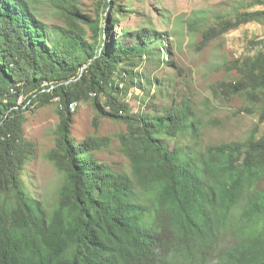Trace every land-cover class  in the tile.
<instances>
[{"label":"trees","instance_id":"trees-1","mask_svg":"<svg viewBox=\"0 0 264 264\" xmlns=\"http://www.w3.org/2000/svg\"><path fill=\"white\" fill-rule=\"evenodd\" d=\"M32 1L0 0V264H264V192L245 197L264 175V134L203 150L195 111L177 99L139 119L122 100L124 82L129 76L148 91L135 68L144 55L163 52L154 48L164 46V32L142 27L117 34L121 0H104L103 24L75 0H51L67 21L51 28ZM263 18L264 10L220 15L200 45ZM238 69L241 77L221 87L262 102L264 119V50ZM54 98L60 122L46 156L65 180L48 209L23 179L37 149L24 125L25 109ZM85 99L100 116L128 125L120 140L132 174L97 157L108 136H72V105ZM227 233L233 238L225 243Z\"/></svg>","mask_w":264,"mask_h":264},{"label":"rangeland","instance_id":"rangeland-1","mask_svg":"<svg viewBox=\"0 0 264 264\" xmlns=\"http://www.w3.org/2000/svg\"><path fill=\"white\" fill-rule=\"evenodd\" d=\"M75 1L83 13L104 23V0ZM32 2L51 28L67 25L66 18L51 0ZM120 4L126 12L120 14L115 28L117 34L121 29L151 27L164 32V46L156 45L154 50L161 48L164 52L170 48L174 53L168 57L157 52L148 59L144 55L140 60L135 71L143 78L148 91L132 83L131 77H126L127 91L121 97L129 104L132 114L139 119L147 113L158 115L163 107L174 104L175 99L191 106L199 120L198 146L203 150L210 145L246 141L254 132L264 134L262 102L250 100L247 94L228 95L227 89L220 85L239 79L240 61L264 50V18L242 23L206 46L200 45L203 32L221 21L220 15L234 18L240 12L264 10V3L253 0H121ZM190 21H194L193 26ZM85 26L88 38L92 40L93 32ZM155 79H160V83ZM105 98L102 95L101 100ZM58 102L54 98L39 107L34 108V104L25 109V136L36 143L37 149L26 165L23 179L32 194L48 209L56 205L65 180L64 173L46 156L57 143ZM73 119L71 133L76 141L90 136H108L110 144L97 151V157L113 170L132 174L131 160L123 152L120 140V134L128 129L126 122L100 116L92 99L76 102ZM168 141L174 144V139ZM184 141L189 143L191 138L185 137ZM255 191L264 192V175L251 185L250 190L246 188L245 197L254 196ZM224 238L227 243L233 236L227 233Z\"/></svg>","mask_w":264,"mask_h":264},{"label":"bare ground","instance_id":"bare-ground-1","mask_svg":"<svg viewBox=\"0 0 264 264\" xmlns=\"http://www.w3.org/2000/svg\"><path fill=\"white\" fill-rule=\"evenodd\" d=\"M75 105H76V104H73V105H72V108H73V109H74Z\"/></svg>","mask_w":264,"mask_h":264},{"label":"built area","instance_id":"built-area-1","mask_svg":"<svg viewBox=\"0 0 264 264\" xmlns=\"http://www.w3.org/2000/svg\"><path fill=\"white\" fill-rule=\"evenodd\" d=\"M73 102H74V101H73ZM73 102H71L70 105H71ZM70 105H69V106H70Z\"/></svg>","mask_w":264,"mask_h":264}]
</instances>
